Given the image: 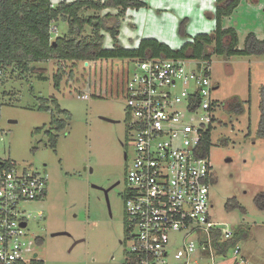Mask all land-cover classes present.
Instances as JSON below:
<instances>
[{"label":"rangeland","instance_id":"obj_1","mask_svg":"<svg viewBox=\"0 0 264 264\" xmlns=\"http://www.w3.org/2000/svg\"><path fill=\"white\" fill-rule=\"evenodd\" d=\"M141 1L146 5L127 9L118 21L117 38L123 47H136L148 37L176 49L195 34L212 31L214 0ZM107 12L113 14L116 9L87 10L84 14ZM111 21L115 22L113 18ZM53 25L57 34L68 31L65 21ZM223 27L236 30L238 49H243L250 32L263 39L264 0H240L232 14L223 18ZM91 33L92 29L85 27L81 37ZM101 34L103 46L112 47L108 31ZM207 64L218 84L212 98L219 104L209 152L214 173L210 215L224 228L246 227L247 236L237 242L238 259H243L242 264H264V209L255 202L264 194V138L257 135L264 54H215ZM132 68L131 59L87 61V65L49 59L30 64L23 74L9 66L0 79V157L18 168L45 170L47 174L45 197L22 205L30 232L40 238L35 250L44 264L124 262L126 246L120 243L125 236L122 198L125 168L132 156L125 123L124 81ZM57 72L58 86L54 78ZM79 93H86L88 98H78ZM235 97L242 101L241 112H229L232 102H227ZM59 118L68 126L57 132L54 127ZM50 128L57 133L53 144L47 142L45 132ZM116 180L120 183L108 195L110 217L101 188ZM229 199H235L245 212L227 210ZM181 237L180 232L170 233L169 245H180Z\"/></svg>","mask_w":264,"mask_h":264},{"label":"built area","instance_id":"obj_2","mask_svg":"<svg viewBox=\"0 0 264 264\" xmlns=\"http://www.w3.org/2000/svg\"><path fill=\"white\" fill-rule=\"evenodd\" d=\"M49 31L51 39L58 35L53 24ZM131 61L124 84L132 156L122 198L123 264H242L238 244L215 246L231 239L234 228L210 215L214 173L205 140L219 104L212 98L218 84L208 61L164 56ZM46 193L45 170L18 168L0 157V264L40 260L35 250L40 238L30 232L22 205ZM172 232L182 234L180 245H169Z\"/></svg>","mask_w":264,"mask_h":264},{"label":"trees","instance_id":"obj_3","mask_svg":"<svg viewBox=\"0 0 264 264\" xmlns=\"http://www.w3.org/2000/svg\"><path fill=\"white\" fill-rule=\"evenodd\" d=\"M240 0H214L213 28L210 33H197L192 40L181 47L173 49L166 43L155 38H142L137 47H123L117 38L119 19L129 8H140L146 5L141 0H74L60 1L53 4L50 0H0V68L5 73L6 68L14 66L21 74L28 72L30 64L49 59L56 62L69 60L95 61L107 59H134L149 57L193 58L210 61L212 55L230 57L233 55L264 54V38L258 39L252 32L244 40L243 49H238V34L233 27H223V18L232 14ZM107 8L116 9V13L103 15L84 14L87 10L100 12ZM115 20L109 23V19ZM68 24L66 33L58 34L51 39L50 26L58 21ZM85 27H90L92 33L81 37ZM102 30L108 31L112 38V47L103 46ZM184 35V32H181ZM56 86L59 85V73L54 76ZM1 79V77H0ZM259 118L257 135L264 138V84L259 87ZM230 102L229 112L242 111V101L238 97ZM55 121L54 117L52 119ZM67 121L59 118L54 129L58 132L66 129ZM48 133V143L56 141L57 133ZM210 126L205 140V149H210ZM214 183V180H213ZM256 205L264 209V194L256 198ZM238 208L245 212L244 207L235 199H229L226 209ZM248 230L243 225L234 228L233 237L216 247L228 249L247 236ZM40 241V239H39ZM30 264H44L43 260L31 261Z\"/></svg>","mask_w":264,"mask_h":264},{"label":"flooded vegetation","instance_id":"obj_4","mask_svg":"<svg viewBox=\"0 0 264 264\" xmlns=\"http://www.w3.org/2000/svg\"><path fill=\"white\" fill-rule=\"evenodd\" d=\"M124 83H125V81H124ZM128 141H129L128 144H130V147H132V146H131V145H132V142H131L130 138L128 139ZM123 158H124V160H125L126 162L128 161L129 156H128V152H127V151H125V152L123 153ZM125 171H126V168H125ZM119 183H120L119 180L112 181L111 184H109V185H107V186L101 188L102 191H103V193H104L105 199H106V203H107L108 212H109V216H110V217H112V210H111V206H110V203H109V196H108V195H109L110 191L113 190V189H114ZM127 187H128V185H127V183H126L125 191H126ZM123 195H124V194H123ZM122 200H123V199H122ZM124 228H125V227H124ZM125 234H126V232H125ZM124 238H125V236H124ZM123 242H124V240H120V243H121L122 246H123Z\"/></svg>","mask_w":264,"mask_h":264},{"label":"water","instance_id":"obj_5","mask_svg":"<svg viewBox=\"0 0 264 264\" xmlns=\"http://www.w3.org/2000/svg\"><path fill=\"white\" fill-rule=\"evenodd\" d=\"M85 63L87 64V62H85ZM32 68H33V67H32ZM105 119H106V120H108V121H113V120H111V119H108V118H105ZM226 161H227V162H229V161H231V159H230V158H227V159H226ZM22 225H25V224H24V223H22Z\"/></svg>","mask_w":264,"mask_h":264},{"label":"crops","instance_id":"obj_6","mask_svg":"<svg viewBox=\"0 0 264 264\" xmlns=\"http://www.w3.org/2000/svg\"><path fill=\"white\" fill-rule=\"evenodd\" d=\"M135 46H133L132 48H134ZM137 47V46H136Z\"/></svg>","mask_w":264,"mask_h":264}]
</instances>
